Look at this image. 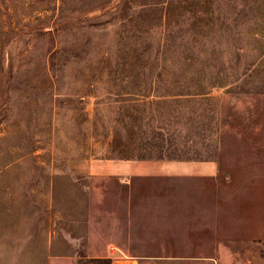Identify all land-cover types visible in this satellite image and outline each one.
I'll return each mask as SVG.
<instances>
[{
  "label": "rangeland",
  "instance_id": "1",
  "mask_svg": "<svg viewBox=\"0 0 264 264\" xmlns=\"http://www.w3.org/2000/svg\"><path fill=\"white\" fill-rule=\"evenodd\" d=\"M190 79L220 87L170 96ZM154 129L218 174L92 173ZM125 244L143 264H264V0H0V264H109Z\"/></svg>",
  "mask_w": 264,
  "mask_h": 264
},
{
  "label": "crops",
  "instance_id": "2",
  "mask_svg": "<svg viewBox=\"0 0 264 264\" xmlns=\"http://www.w3.org/2000/svg\"><path fill=\"white\" fill-rule=\"evenodd\" d=\"M219 172L214 162L208 161H178V160H107L92 164V173L97 176H111L128 181L144 177H213ZM102 253H107L104 259L109 264H143L137 256H116L115 253H142L130 245L105 247ZM112 253V254H110Z\"/></svg>",
  "mask_w": 264,
  "mask_h": 264
},
{
  "label": "trees",
  "instance_id": "3",
  "mask_svg": "<svg viewBox=\"0 0 264 264\" xmlns=\"http://www.w3.org/2000/svg\"><path fill=\"white\" fill-rule=\"evenodd\" d=\"M200 79H195L196 82H198ZM194 82L193 79L185 80L179 82H173V85H171V90L174 92L172 95H170L172 98H178V97H185V96H197V97H205L208 95V91L210 89L219 88L220 85H212L211 87H208V85L205 84L204 80L201 81L198 84V87L194 90V93L189 94H182L183 91L187 90L190 92L194 88ZM161 97V96H159ZM162 98V97H161ZM146 135V139L144 143L142 144V148L145 149L144 153L138 157V160H178V161H191V160H179L178 158H170V156H165V148L167 147V142L164 140V134L160 132V130H152V132L149 134V136ZM115 150H119L120 152H125L127 146L122 141H116L114 144ZM158 153L159 155L155 158L153 154ZM121 160H130L129 158H120Z\"/></svg>",
  "mask_w": 264,
  "mask_h": 264
}]
</instances>
